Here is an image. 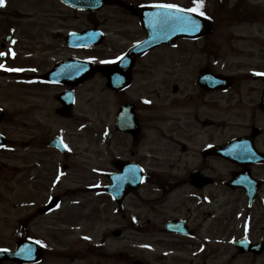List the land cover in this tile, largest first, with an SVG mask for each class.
Wrapping results in <instances>:
<instances>
[{
    "label": "flooded vegetation",
    "instance_id": "1",
    "mask_svg": "<svg viewBox=\"0 0 264 264\" xmlns=\"http://www.w3.org/2000/svg\"><path fill=\"white\" fill-rule=\"evenodd\" d=\"M42 1L44 15L37 18L39 23L23 21L31 17L17 6L14 11H9V6L0 13L2 18L11 14L13 19L12 34L3 37L0 50L16 53L11 54L10 66L27 73V81L22 84L42 87L48 123L53 119L52 112L60 120L64 118L59 115L68 114L75 120L80 136L90 137L92 143L104 148L100 156L105 159V170L92 171L104 177L102 189L106 187L107 191L102 193L108 196L113 213L122 218L123 224L111 230L113 235L116 231L117 237H122L129 226L148 233L150 226H158L155 216H163L167 218L158 231L191 238L187 246L203 244L206 241L196 235L203 234L202 225L217 216L216 242L223 254L228 253L220 264H264V146L262 150L256 140L262 130L254 132L252 128L251 133L234 136L252 137L257 152L244 154L242 163L232 161L213 151L233 137L227 141L222 140L223 136L219 138L215 128L222 127L223 120L210 118L212 103L224 113L225 95L232 100L243 94L246 97L259 86L261 93L264 89V75H258L264 73V0H204L209 16H205L207 28L201 38H178L141 55L132 49L148 37L144 19L161 14L151 9L161 0H117L100 10L83 9L64 0ZM210 1L212 12L206 8ZM104 11L108 13L102 17ZM33 26H39L40 32H33ZM81 32L101 38V43L71 44L69 36ZM198 41L201 44L195 53L203 58V64L191 69L186 58L193 54L186 47L196 46ZM204 72L221 80L206 84L200 80ZM72 101L73 106L67 108ZM84 101L90 110L79 112ZM228 103L230 108L236 106ZM204 108L209 112L204 113ZM97 113L101 114L97 117ZM103 126L104 132H99L97 128ZM61 133L49 132L44 143L48 151L57 150L47 144ZM225 162L230 165L227 172ZM49 163H56L54 172L46 171L52 186L43 203L34 208V184L43 178L40 168ZM58 165L55 158L33 161L25 172L28 201H15L19 196L12 193L13 209L21 212L4 209L0 216L2 229L14 233L12 246L0 248L14 251L22 241H40L41 260H0V264H49L50 257L60 256L51 245L62 236H51L49 232L64 225L63 219L71 221V217L64 213L67 193L59 192ZM212 202L216 208L210 206ZM146 208L154 217L142 220ZM45 217L53 224L42 223L41 234L36 222ZM169 219L184 221L189 233L165 231ZM90 239L83 233L73 238L77 240L73 262L83 260V253L97 254L98 244L93 246ZM196 249L198 254H192L201 258L199 264L215 260L209 250L200 252L199 245Z\"/></svg>",
    "mask_w": 264,
    "mask_h": 264
},
{
    "label": "rangeland",
    "instance_id": "2",
    "mask_svg": "<svg viewBox=\"0 0 264 264\" xmlns=\"http://www.w3.org/2000/svg\"><path fill=\"white\" fill-rule=\"evenodd\" d=\"M30 2L25 0L20 3L16 0L15 3V0H9V4L11 5L8 10H13L17 6L25 14L40 13V15H44L43 2H39L33 8L28 9L27 7ZM184 2H189V0H184ZM56 6L58 7L57 4ZM106 12L104 11L101 16H106L108 13ZM11 17V14H8L5 18L0 16V42L3 41L5 35L10 33L9 26L13 24ZM23 21L26 22L25 19ZM33 31L40 32V28H34ZM196 44L198 45L193 46L188 44L186 47L193 54L186 58V63L191 69L203 64V58L195 53V48L199 47L201 41ZM41 88L16 83L10 77L0 78V106L5 110V117L0 121V131L7 136L9 141V147L0 150V216H3L4 209L13 212L18 211V213L21 212V210L13 209L12 193H17L19 196L13 199L15 201H28V196L26 195L28 193V183L25 181V177H27L25 172L29 169L32 162L52 161L55 158L59 162L58 166L61 172L59 192L67 193L64 213L67 218L71 217V221L63 219L64 225H60L59 229L49 232L51 236L55 234L62 236V239L59 237L56 245L51 243L52 246H57V248L63 250L61 254L59 253L61 264H134L136 260L142 264H189V261H195V264H199L200 262L198 261L201 258H196L195 255H192V251L197 250L198 245L202 247L203 251L205 250L204 252L209 250L211 255L215 254L213 258H216L211 264L221 263V258L227 256L228 253L225 252L227 254H223V248L219 247L216 242L218 237L216 225L219 223L217 216L207 221L206 225H202L203 234L200 237L203 238L205 236V238L204 240L197 238L200 241L207 240L203 244L198 243L197 245L187 246L185 243L191 241L189 238H177L158 231V226H161L163 220L167 218L163 216H155V222L158 226H150L147 230L150 231L148 233H145V229L138 231L137 228L129 226L122 237H115L111 230L119 228L123 224L121 216H117L111 210L110 204H108V196L104 194L97 196L99 190L87 189L92 184H99L104 181V177L100 179V176L91 171L93 168L104 171L105 159L100 156L102 148L99 146L101 145L92 143L90 137L80 136L78 127L73 120L67 118L60 120L52 112L53 119L51 123H48L45 119L47 108L44 105ZM257 89H251L250 94L248 93L246 97L243 94L232 100L225 95L226 101L224 102L223 114L220 113V106H214L212 103L210 118L214 120L215 118L220 119L219 122H221V118L223 120V126L215 128L218 129V132H215V134L219 138L223 136L222 140L227 141L234 136L251 133L252 125L256 124L262 130V133L259 134L256 140H258V145L263 150L264 110L258 107L262 87ZM228 102H232L236 106H231L230 108L228 107ZM89 108L90 105L87 101H84L79 106L78 111L83 112L84 110H90ZM203 112L208 113L209 110L204 108ZM99 114L101 113H97V117ZM103 128L104 126L102 130ZM58 131L64 132L63 136L69 141L67 142L70 150L66 156H63L56 150L48 151L44 144L49 132ZM62 164H67L68 168L64 170ZM223 165H225L227 172L230 165L226 162ZM55 166L56 163H49L40 168L43 178L40 179L39 184H34L36 188L32 192V199L35 204L34 208L38 204L43 203L47 191L50 192L49 188L52 186V183H49L50 177L46 174V171H49V173L54 172ZM74 192H77V194L74 195ZM210 206H215L216 208L213 202L210 203ZM145 210H142L141 213L142 220L148 217L152 219L154 214H151L147 208ZM47 222L52 223L46 217L37 220L36 225L38 226L39 233L44 234L41 225ZM193 222L196 224L198 220L194 219ZM69 225L70 228H78L75 236H78L79 233L91 236L93 246H96L94 243L98 244L102 240H105L106 243L100 249H96V255L83 253L86 255L83 260H80L79 263L72 262L75 256V249L77 248V240L74 242V234L68 232L70 229ZM13 234L12 231L2 229V226H0V245H12ZM88 243L87 241L84 244V246L87 245L86 248L88 247ZM84 246L81 247L80 243L81 249ZM57 258L55 257V259ZM55 259L50 257L49 262H53Z\"/></svg>",
    "mask_w": 264,
    "mask_h": 264
},
{
    "label": "snow or ice",
    "instance_id": "3",
    "mask_svg": "<svg viewBox=\"0 0 264 264\" xmlns=\"http://www.w3.org/2000/svg\"><path fill=\"white\" fill-rule=\"evenodd\" d=\"M193 2L196 6L193 8H189V9H180V8H178V6L171 5V4H169V5H156V7L177 8V10L182 12V13H195L199 16H205V12L202 11L203 6H204V0H193ZM5 4H6V0H0V7H4ZM179 19L181 20L182 24L185 27H187L188 29H190L193 32L197 31L200 27L199 22L196 19H194L192 16L185 15V16H181ZM0 55H6V53H0ZM0 67H3V65H0ZM7 70H9V71H20V69H7ZM258 75H264V73H258ZM86 239H87V237H86ZM36 243L39 244L40 241H36ZM3 251H7V250H3ZM28 251H30V249Z\"/></svg>",
    "mask_w": 264,
    "mask_h": 264
},
{
    "label": "water",
    "instance_id": "4",
    "mask_svg": "<svg viewBox=\"0 0 264 264\" xmlns=\"http://www.w3.org/2000/svg\"><path fill=\"white\" fill-rule=\"evenodd\" d=\"M94 1H97L98 2V4H100L101 2H103V1H105V0H94ZM264 104V103H263ZM2 115H3V112H2V110H0V119L2 118ZM0 141H3V138H1L0 137ZM0 143H3V142H0ZM233 145V144H232ZM231 146V145H230ZM227 150L225 151V154L226 155H232V153H230V151H229V149H228V147L226 148Z\"/></svg>",
    "mask_w": 264,
    "mask_h": 264
}]
</instances>
